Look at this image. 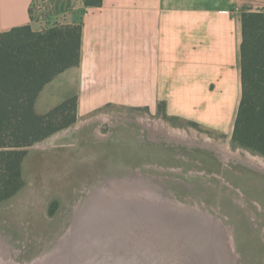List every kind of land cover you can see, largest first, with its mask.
Returning <instances> with one entry per match:
<instances>
[{
	"label": "rangeland",
	"instance_id": "374dc122",
	"mask_svg": "<svg viewBox=\"0 0 264 264\" xmlns=\"http://www.w3.org/2000/svg\"><path fill=\"white\" fill-rule=\"evenodd\" d=\"M252 7L264 11V0ZM68 85L59 79L47 87L37 111L45 114L75 97ZM186 122L142 106H108L28 148L25 186L0 204V259L37 264L59 258L55 252L67 247L65 238L91 199L123 181L133 194L157 193L198 207L191 216L210 241L215 237L213 247L226 244L223 259L230 248L234 264H264V170L245 161L264 158L233 148L229 133Z\"/></svg>",
	"mask_w": 264,
	"mask_h": 264
},
{
	"label": "crops",
	"instance_id": "0c3cea01",
	"mask_svg": "<svg viewBox=\"0 0 264 264\" xmlns=\"http://www.w3.org/2000/svg\"><path fill=\"white\" fill-rule=\"evenodd\" d=\"M261 1L0 0V32L82 23L80 66L47 86L69 80L79 117L120 105L155 114L165 103L168 116L232 137L243 93L242 16Z\"/></svg>",
	"mask_w": 264,
	"mask_h": 264
},
{
	"label": "trees",
	"instance_id": "16d2710c",
	"mask_svg": "<svg viewBox=\"0 0 264 264\" xmlns=\"http://www.w3.org/2000/svg\"><path fill=\"white\" fill-rule=\"evenodd\" d=\"M102 3L86 0L88 7ZM30 15L37 21L33 9ZM242 22L243 93L231 144L264 158V11L246 12ZM82 38V23L48 22L38 30L28 24L0 32V204L25 186L28 148L77 122L76 96L45 114L36 105L49 84L80 66ZM159 113L168 121H181L168 116L165 103L159 105ZM186 123L200 128L195 122Z\"/></svg>",
	"mask_w": 264,
	"mask_h": 264
},
{
	"label": "water",
	"instance_id": "95a60500",
	"mask_svg": "<svg viewBox=\"0 0 264 264\" xmlns=\"http://www.w3.org/2000/svg\"><path fill=\"white\" fill-rule=\"evenodd\" d=\"M130 189L123 181L113 182L108 193L91 199L65 238L70 252L62 264L235 263V252L226 248L229 258L223 259L226 244L213 247L215 237L210 241L203 224L191 216L198 207Z\"/></svg>",
	"mask_w": 264,
	"mask_h": 264
},
{
	"label": "bare ground",
	"instance_id": "6f19581e",
	"mask_svg": "<svg viewBox=\"0 0 264 264\" xmlns=\"http://www.w3.org/2000/svg\"><path fill=\"white\" fill-rule=\"evenodd\" d=\"M230 156H234L232 153H229L228 152V155H227V157H230ZM235 157H239V155H235ZM245 161H247L248 163H250V164H253V165H255V166H257V167H259V168H261V169H263L264 170V161L262 160V159H259V160H257L255 157H253L252 155H249V157L248 158H246L245 159ZM61 249V250H60ZM67 249V250H66ZM70 252V249L68 248V247H65V246H62V247H60L55 253L56 254H58V253H60V257L58 258V257H56V258H54V259H50L51 257L53 258L54 257V255H51L50 257H48V258H46V259H44V260H42L41 262H39V263H37V264H62V263H64V261H65V259H66V257H64L66 254H68ZM56 254H55V256H56ZM2 255V254H1ZM61 256H63V257H61ZM0 258H1V256H0ZM50 259V260H49ZM0 264H15L14 262H6V261H4L3 259H0Z\"/></svg>",
	"mask_w": 264,
	"mask_h": 264
}]
</instances>
